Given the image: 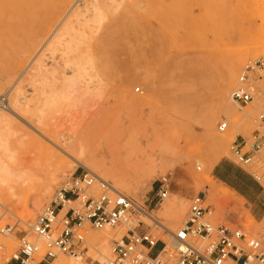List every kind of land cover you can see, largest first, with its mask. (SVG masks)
<instances>
[{"label":"rangeland","instance_id":"rangeland-1","mask_svg":"<svg viewBox=\"0 0 264 264\" xmlns=\"http://www.w3.org/2000/svg\"><path fill=\"white\" fill-rule=\"evenodd\" d=\"M35 2L49 13L23 17L20 11L27 7L26 0H2L0 6V95L9 94L13 109L0 110L3 122L0 121V130L9 132L10 144L18 145L14 151L13 178L3 186L0 182V224H15L17 219H21L22 224H33L62 184L83 169L98 178L103 176L114 186L113 180L105 177V170L120 174L121 168L129 183L123 191L118 190L132 197L172 231H177L187 219L191 198L202 192L213 208L211 221L215 224L242 229L249 235H258L264 230V216L260 220L254 218L251 205L228 188L214 171L222 162L242 170L255 182L257 195H261L260 201L264 203V149L249 164H242L231 149L236 138L249 139L259 129L257 116L264 105V70L253 78L258 97L252 103L240 107L232 101L231 92L249 61L264 60V0ZM76 11H84L90 20L89 26L79 30L76 25L78 30L72 33L82 35L86 40L80 54L92 59L86 80H92V87L98 85V81L103 84L102 93L98 95L100 100L97 97L101 107L97 101L88 110L99 114L95 123L89 126L93 132L87 152L82 155V164L53 142L65 147L73 131L83 125L86 111L83 110V115L80 108L70 109L59 103L45 107L37 114L33 106L37 102L35 98L40 97L39 104H43L52 92L45 88L46 92L38 96L29 80L39 61L43 64V74L38 80L42 83L46 79L45 82L57 90L52 89L53 93L62 92L68 80L76 77L74 66H66L63 54L65 40L70 36L49 48L58 29L62 30V21ZM98 16L102 18L98 20ZM49 37L52 38L47 48L42 50L41 46ZM233 60H239V63L235 79L229 83ZM31 102L33 107H29ZM221 104L228 105L236 113L220 112ZM5 116L9 118L6 123L2 120ZM79 117L81 121L77 120ZM223 120L230 128L219 133L217 126ZM38 126L51 136L41 138L49 150L45 147L41 150L26 136V133L37 135L35 129ZM260 130L264 133V129ZM214 137L226 139L223 151L214 150ZM0 157L2 161V149ZM211 160L215 165L206 173ZM96 164H101L102 169ZM253 175L260 177V181ZM164 176L171 178L168 197L157 207L149 206L157 182ZM183 176L184 185L180 186L178 178ZM207 176L218 190L217 201L210 199L205 187ZM188 189L191 193L186 194ZM92 190L95 195L102 193L97 182ZM40 192L45 196L36 204ZM168 202L186 205L184 216L178 220L173 214L166 216L162 208ZM142 219L151 225L147 218ZM115 232L116 237L112 240L120 239L123 232ZM155 233L167 239L161 231ZM112 240L106 245L107 257L111 254ZM0 247V264H5L18 249V238L0 233ZM95 248L98 254L90 250L88 255L104 261L106 257L99 251L105 249L99 244ZM61 260L63 264H76L66 257Z\"/></svg>","mask_w":264,"mask_h":264},{"label":"built area","instance_id":"built-area-1","mask_svg":"<svg viewBox=\"0 0 264 264\" xmlns=\"http://www.w3.org/2000/svg\"><path fill=\"white\" fill-rule=\"evenodd\" d=\"M263 70L261 58L243 67L231 92L235 104L245 107L258 97L253 78ZM0 110H13L7 93L0 95ZM257 121L259 129L249 139L240 137L232 142L231 149L242 164L251 163L264 149V133L260 130L264 129V105ZM229 128V123L223 120L217 131L224 133ZM253 177L256 181L261 179ZM96 182L102 189L99 195L92 190ZM170 187V176L158 180L149 206L162 204ZM0 213L2 218L1 206ZM212 213L205 193H199L190 200L187 219L177 231H172L132 197L83 169L62 184L33 224H22L21 219L15 224H0L1 234L14 236L19 242L18 249L5 264H63V257L72 258L76 264H264V230L249 235L242 229L217 225L211 221ZM106 229L119 230L123 235L112 240L110 256L100 261L88 255L90 250L98 254L95 248L98 244H91L89 234ZM153 230L161 231L167 239L160 238ZM158 247L153 256L152 251Z\"/></svg>","mask_w":264,"mask_h":264},{"label":"bare ground","instance_id":"bare-ground-1","mask_svg":"<svg viewBox=\"0 0 264 264\" xmlns=\"http://www.w3.org/2000/svg\"><path fill=\"white\" fill-rule=\"evenodd\" d=\"M36 0H26L27 2V7H25L24 10H21L20 11V14L23 16V17H28L30 14L31 15H40V16H44L46 14H48L49 12L47 10H45L44 6H39L36 4L35 2ZM2 5V0H0V6ZM52 5V4H51ZM93 13L95 14L96 12L93 11ZM93 14V15H94ZM96 15V14H95ZM97 16V15H96ZM100 17V18H99ZM89 17H87L86 13L84 11H76L72 16L70 17H67L66 19H64L61 23L60 26H62V30H60V28L58 29V32L55 36V40H53V42L51 44H49V48L50 46H54V44H56V42H59L61 40H64L67 38V36H70L68 37L66 40H65V44H66V47H65V50L63 51L64 55H65V64L66 66L69 65V66H74L75 68V71L76 72V77L78 80H76V77H73L70 81V79L68 80H65L67 82L65 89H61L62 92L59 93V91L57 93H53V91L55 92L56 89H54V87L52 88L51 84L48 83V82H45L46 79H44V82L42 81V83L38 80V78H40V75L43 74L42 73V65H41V62L39 61V64L36 65L35 68H33L32 72L30 73L29 75V80L30 82H32L34 84V88H35V91H36V94H38V96L41 95V93H43L45 91V88H50L51 90V96L47 97L46 101L43 102V104H39V98H35L36 99V104H34V112H36L38 114V112H42L44 110L45 107H49V106H54L56 104H59V103H64L66 105H68L71 108H80L82 110L81 114L85 115L83 113V110L86 111L87 115L86 117L84 118V123L81 127L79 128H76L73 132V134L70 136V141L67 143V145L64 147V146H61L59 145L57 142H53L55 146H58L64 153H66L68 156H70L71 158L75 159V161H77V163H80L82 164L81 160H82V155L85 154V152H87V146L89 145V139H90V136H91V132H93V130H91V127H89L91 124H94L97 116L99 113L97 112H93V113H90L88 110L89 108H93L95 105H96V102L98 101L97 99L99 98L100 100V97H98V95H100V91H102V83L100 81H98L99 83H101V85L98 83V85L96 84L95 87H92L91 86V83H92V80L88 81L86 80V76L89 75V72L88 70L90 69V66L92 67V59L91 57H86V56H83V55H86V54H80L81 52L83 53V51H81V46L82 44L86 43L85 39L83 40L82 39V35L81 37L76 36V35H72L73 32H75L76 30H78L76 28V25H78L79 27V30L83 29L85 26L87 27V25L89 26L90 24L88 23L90 20L88 19ZM97 18H99L98 20H100L102 17L101 16H98ZM97 18L95 20H97ZM94 20V21H95ZM98 23V22H97ZM93 24V22L91 23ZM92 26V25H91ZM90 26V27H91ZM57 31V30H56ZM55 31V33H56ZM83 31V30H82ZM81 32V31H80ZM79 33V32H78ZM82 33V32H81ZM84 33V32H83ZM75 34V33H74ZM54 36V35H53ZM66 37V38H65ZM52 37H49L48 40H46V42L44 43V45L41 46V49L43 50L44 47L48 44L49 40L51 39ZM84 38V37H83ZM59 44V43H57ZM64 44V43H63ZM88 44V43H87ZM86 44V45H87ZM90 47V46H89ZM47 48V46H46ZM81 51V52H80ZM38 61V60H37ZM239 63V60H233L231 61V65H230V71L229 69H227V71H229V74H228V82L231 83L232 81H234L235 79V76H236V69H237V65ZM71 66V67H72ZM65 67V66H64ZM63 68V67H62ZM73 68V69H74ZM228 68V67H227ZM74 74V76H75ZM54 75V74H53ZM93 74H91L92 76ZM44 77V76H43ZM46 78V77H45ZM43 80V78H42ZM98 80V78H97ZM96 80V81H97ZM70 81V82H69ZM78 81V82H77ZM84 81V82H83ZM19 82V81H18ZM52 83V82H51ZM228 83V84H229ZM93 84V83H92ZM18 83L16 82L15 83V86H17ZM14 86V85H13ZM46 86V87H45ZM20 87V86H19ZM32 87V85H31ZM18 88V86H17ZM42 88V90H41ZM20 89V88H19ZM52 89H54L52 91ZM18 90V89H16ZM64 90V91H63ZM57 91V90H56ZM24 92V91H23ZM46 92V91H45ZM44 92V93H45ZM100 92V93H99ZM43 93V94H44ZM23 95V94H22ZM24 96V95H23ZM43 96V95H42ZM98 97V98H97ZM44 98V96H43ZM34 99V100H35ZM18 101H20L18 99ZM31 101V100H30ZM95 101V103H94ZM232 102V101H231ZM29 104V103H28ZM27 104V105H28ZM95 104V105H94ZM92 105V107H90ZM97 105L98 107L100 108L101 107V103L100 101L97 102ZM32 106V102L31 104H29V107ZM32 106V107H33ZM239 107V106H238ZM219 111L220 112H224V113H232V114H235L236 112L232 109L229 108L228 105L226 104H221L219 107ZM21 109V108H20ZM23 109V108H22ZM21 109V110H22ZM25 109V108H24ZM20 110V111H21ZM27 110H30V109H27ZM76 110V109H75ZM74 110V113L76 112ZM79 110V109H78ZM28 112V111H27ZM32 112V111H31ZM247 112V111H246ZM245 112V113H246ZM18 113V112H17ZM25 113V111H24ZM73 113V112H72ZM22 114V112H21ZM26 114V113H25ZM77 114V112H76ZM75 115V114H74ZM83 115H79L81 118L83 117ZM250 115V114H249ZM3 116V115H2ZM39 116H42L41 114H39ZM24 117V116H22ZM72 117H75V116H72ZM77 119V120H80L81 119ZM9 118L8 117H2V120L5 121V123L7 122ZM75 119V118H74ZM216 119H214V122H215ZM1 121V120H0ZM2 122V121H1ZM3 123V122H2ZM81 123V122H80ZM75 124V123H74ZM9 125V124H8ZM80 125V124H79ZM215 126V125H214ZM5 129V128H4ZM44 129V128H43ZM42 129V127H37L35 130H36V134H31V133H26V136H28V138H30L32 140V142L38 146L40 149L41 148H46L48 149V146L44 143V141L41 139L42 137L43 138H48L50 136V134L46 131H44ZM74 129V127H73ZM72 129V130H73ZM2 130V129H1ZM0 130V131H1ZM11 129H9L10 131ZM105 132V131H103ZM12 133V132H11ZM95 133V132H94ZM100 133V132H99ZM108 132L104 133L102 135V137H104ZM14 135V134H13ZM97 135V133H96ZM8 136L9 135V132L7 133V131L5 130H2V137L0 135V149H2V161L0 159V182H2V186L7 183L9 180H11L13 178V175H14V166H15V160H14V151L15 149L18 147V145H13V144H10L9 141H8ZM11 137V136H10ZM51 137V136H50ZM49 137V138H50ZM228 138V137H227ZM69 139V138H68ZM230 139V138H228ZM20 140V138H19ZM225 142H226V139L222 138H215L213 139V148L214 150H216L217 152L218 151H223L224 150V145H225ZM227 145V144H226ZM51 149V148H50ZM227 149V148H226ZM42 150V149H41ZM49 150V149H48ZM215 151V152H216ZM226 151V150H225ZM216 152V153H217ZM40 153V152H39ZM226 153V152H225ZM221 154V153H220ZM222 156V155H221ZM220 156V157H221ZM223 157V156H222ZM1 158V157H0ZM84 161V160H83ZM215 165V162L213 160H211L210 164L208 165V167L206 168V173H208V170H212V168L214 167ZM96 166L100 169H102L101 167V164H96ZM121 173H117V172H114L110 169H106L105 170V177H110L112 180H113V184H114V188L116 190H121L123 191L124 188L127 187L128 185V179L126 178V174L123 172V169H121ZM181 176V175H180ZM185 176V175H184ZM184 176L183 177H179L178 180H179V185L182 186L184 184L183 181H184ZM99 178L101 180H104L107 182V179L104 178L103 176H99ZM52 184V183H51ZM205 187H207V190H208V193H209V196H210V199L212 201H215L216 200V197H217V194H218V190L216 189V187L214 186V184L212 183V180L208 179V176H207V179H206V184H205ZM44 192H45V189H44ZM48 193V192H47ZM45 193H42L41 192L39 193L37 199H36V204H39L40 202H42V200L44 199V195ZM50 194V193H49ZM236 194V193H235ZM225 195V193H224ZM223 195V196H224ZM219 197V196H218ZM225 197V196H224ZM228 197V196H226ZM218 200V199H217ZM216 200V201H217ZM165 202V201H164ZM244 202V201H243ZM213 214L214 212L212 213V217L213 218ZM246 214V213H245ZM28 217H31L32 214L30 212L27 213ZM150 216H152L150 213H149ZM184 216V215H183ZM182 216V217H183ZM153 217V216H152ZM179 218L181 217H178V218H175V220H178ZM174 220V221H175ZM176 222V221H175ZM117 232H120L119 230H116ZM116 237V232L115 230H112V229H106V230H103V231H99L97 233H91L90 236H89V239H90V242L91 244L95 245V244H99L101 245L105 251H99L100 255H102V257H106L107 258V255H108V252H107V255H106V245H108V243H110V240H112V238ZM122 237V236H121ZM102 249V248H101ZM99 256V255H98ZM110 256V254H109ZM69 259H72V258H69ZM75 262V261H74ZM67 263V261H66ZM69 263V262H68ZM70 264V263H69Z\"/></svg>","mask_w":264,"mask_h":264},{"label":"crops","instance_id":"crops-1","mask_svg":"<svg viewBox=\"0 0 264 264\" xmlns=\"http://www.w3.org/2000/svg\"><path fill=\"white\" fill-rule=\"evenodd\" d=\"M214 171L217 176L230 188L234 191L239 197L248 202L251 205V213L254 218L260 220L264 216V203H261L260 197L261 195H257V186L255 182H253L252 178L239 170L235 166H230L224 162L219 164ZM178 184L179 180H178ZM191 193V190H186V194ZM186 205L182 202L178 204L175 203H167L162 208V212L169 216L173 214L174 218L182 217L184 212L186 211ZM159 247L155 248L152 251V255L155 256Z\"/></svg>","mask_w":264,"mask_h":264}]
</instances>
